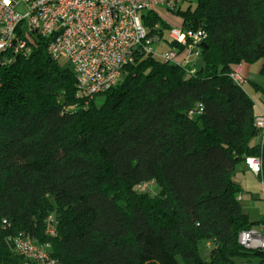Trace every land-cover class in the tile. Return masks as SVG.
Listing matches in <instances>:
<instances>
[{"label":"trees","instance_id":"obj_1","mask_svg":"<svg viewBox=\"0 0 264 264\" xmlns=\"http://www.w3.org/2000/svg\"><path fill=\"white\" fill-rule=\"evenodd\" d=\"M142 17L161 36L170 25L206 33L194 74L136 52L97 103L47 39L32 35L31 53L10 62L0 52V264H22L18 234L49 242L59 264H264L237 241L264 221L243 211L234 180L253 157L264 186V141L254 101L230 77L260 60L264 77V0H196L165 20ZM150 182L155 195L139 189Z\"/></svg>","mask_w":264,"mask_h":264},{"label":"built area","instance_id":"obj_2","mask_svg":"<svg viewBox=\"0 0 264 264\" xmlns=\"http://www.w3.org/2000/svg\"><path fill=\"white\" fill-rule=\"evenodd\" d=\"M192 0H0V47H6L14 17H27L21 25L17 51L2 55L4 63L18 55L27 56L34 43L32 35L47 39V54L55 61L69 64L79 92L94 98L104 93L121 79L123 69L133 62L136 52L152 54L163 63H174L194 74L200 65V53L206 33L170 25L163 36L155 23L149 30L143 24L142 14H167L178 10ZM47 2V10L36 13V4ZM23 4L24 14L17 11ZM167 40V41H166ZM167 42L177 47H167ZM230 77L238 85L245 81L241 67ZM200 111V109H199ZM194 111H190L192 116ZM256 128L264 141V113L257 115ZM245 165L255 175L260 172V160L248 157ZM145 185V184H144ZM142 185V186H144ZM7 225L5 220L2 221ZM45 235L56 236V222L48 218ZM241 245L248 250L264 252V221L240 232ZM206 248L210 242H206ZM12 249L22 264H59L51 254L49 242H39L25 234L12 238Z\"/></svg>","mask_w":264,"mask_h":264},{"label":"rangeland","instance_id":"obj_3","mask_svg":"<svg viewBox=\"0 0 264 264\" xmlns=\"http://www.w3.org/2000/svg\"><path fill=\"white\" fill-rule=\"evenodd\" d=\"M196 0H192L191 3L194 4ZM17 11L21 14L25 13L23 4L17 7ZM159 13L166 19V12L162 9L159 10ZM262 61H257L249 66V73L247 75V80L243 82L242 88L247 92L250 98L254 101V113L260 114L264 112V77L260 74V65ZM62 68L69 67V64L65 61L59 62ZM257 84L261 88L258 89L254 86ZM95 100L98 102L101 101V97H95ZM248 170L240 171L236 175L235 181L241 184L243 192L241 194L240 204L243 211L249 216L250 220L256 221L264 216V186L257 175L253 174L249 168ZM140 191L148 192L150 195H155L158 193L159 188L154 182H150L141 186ZM206 244V243H205ZM200 255L202 259L207 260L208 253L204 245L199 247ZM181 263V261H180ZM234 264H256L255 260L251 262H246L241 259H235Z\"/></svg>","mask_w":264,"mask_h":264},{"label":"bare ground","instance_id":"obj_4","mask_svg":"<svg viewBox=\"0 0 264 264\" xmlns=\"http://www.w3.org/2000/svg\"><path fill=\"white\" fill-rule=\"evenodd\" d=\"M46 10H47V2H39L36 4V13H43V11H46ZM23 22L27 23V17H14L12 21V29L10 31V35L7 38L6 47H0V52L2 54L10 55L13 52L17 51L18 42L16 41V33H17V29ZM256 123H257V116L255 118V125ZM237 241H238V244L241 245L240 233L238 234Z\"/></svg>","mask_w":264,"mask_h":264},{"label":"crops","instance_id":"obj_5","mask_svg":"<svg viewBox=\"0 0 264 264\" xmlns=\"http://www.w3.org/2000/svg\"><path fill=\"white\" fill-rule=\"evenodd\" d=\"M249 66H250V65H249ZM249 66H242V67H241V72H242V75H243L245 81L247 80V75H248V73H249ZM260 66H261V65H260ZM255 87H256V88L259 87L258 89L261 88V87L258 86L257 84H256ZM262 113H264V112H262ZM262 113H260V114H262ZM260 114L258 113V114H256V116H257V115H260ZM244 170H248V169H247V166L245 165V163L238 167V169L236 170V173H235V177H236L237 173H239L240 171L243 172ZM251 172H252V171H251ZM252 173H253V172H252ZM253 174H254V173H253ZM235 177H234V180L236 179ZM235 182L241 186L240 183H238L237 181H235ZM241 187H242V186H241ZM240 198H241V197H240ZM239 201H240V200H239Z\"/></svg>","mask_w":264,"mask_h":264},{"label":"water","instance_id":"obj_6","mask_svg":"<svg viewBox=\"0 0 264 264\" xmlns=\"http://www.w3.org/2000/svg\"><path fill=\"white\" fill-rule=\"evenodd\" d=\"M202 46H204V43L202 44Z\"/></svg>","mask_w":264,"mask_h":264}]
</instances>
